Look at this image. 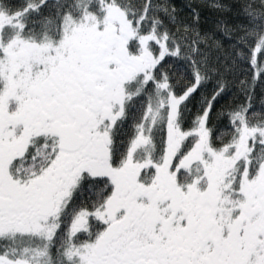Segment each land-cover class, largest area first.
<instances>
[{
	"label": "snow or ice",
	"instance_id": "snow-or-ice-1",
	"mask_svg": "<svg viewBox=\"0 0 264 264\" xmlns=\"http://www.w3.org/2000/svg\"><path fill=\"white\" fill-rule=\"evenodd\" d=\"M240 6L248 25L221 65L154 0H0V264H264V113L248 81V103L210 127L236 61L264 78V0Z\"/></svg>",
	"mask_w": 264,
	"mask_h": 264
},
{
	"label": "trees",
	"instance_id": "trees-1",
	"mask_svg": "<svg viewBox=\"0 0 264 264\" xmlns=\"http://www.w3.org/2000/svg\"><path fill=\"white\" fill-rule=\"evenodd\" d=\"M8 2L19 6L23 3V0H8ZM154 3L166 4L168 8L175 9L177 21L175 24L170 23L166 16H162L173 32L180 28L182 34L183 25H192L196 31L202 35L207 34L212 39L210 46L202 45V51L205 56L212 58V64H216L217 61L221 65L225 62L232 63V61L228 60L229 53L232 52L240 35L243 34L242 28L248 25V20L240 6V0H223L226 5L223 13L208 6V0H154ZM193 10L199 13L198 23L194 21ZM219 21H226L232 27L231 38L218 28ZM170 65L172 67H169ZM185 67L186 65L182 61L174 58H168L165 64V68L175 73L177 80H182L185 77ZM214 78L217 80L216 77ZM227 80V90L215 102L216 105L212 111V117L216 118L212 123L210 122V127L216 129L217 133L224 131L228 125L226 113L230 106L248 103V96L245 95L240 85L242 80L249 82L252 111L264 113V78L257 79L253 86L251 82L252 73L245 61L239 60L235 62V67L227 75ZM222 112L224 113L223 115H221Z\"/></svg>",
	"mask_w": 264,
	"mask_h": 264
},
{
	"label": "rangeland",
	"instance_id": "rangeland-1",
	"mask_svg": "<svg viewBox=\"0 0 264 264\" xmlns=\"http://www.w3.org/2000/svg\"><path fill=\"white\" fill-rule=\"evenodd\" d=\"M206 57H208V59H209V61L211 63L212 62V60H211L212 58H210L209 56H206ZM212 57H213V55H212ZM214 77L215 76H213V78L210 81H208L203 88L200 89V91L195 95V97L190 102L189 108H190L191 112L193 111L192 115H195L198 107L200 106V101H201L202 97H208V98L211 97V95L213 93V90H214V88L216 86V79ZM219 98L217 99V101L219 100ZM215 105H216V103L214 104V106ZM215 118L216 117H214V116L211 117V121L210 122L212 123V121L215 120ZM218 120H220V119H218Z\"/></svg>",
	"mask_w": 264,
	"mask_h": 264
},
{
	"label": "flooded vegetation",
	"instance_id": "flooded-vegetation-1",
	"mask_svg": "<svg viewBox=\"0 0 264 264\" xmlns=\"http://www.w3.org/2000/svg\"><path fill=\"white\" fill-rule=\"evenodd\" d=\"M194 110V109H193ZM193 114V111L191 112ZM212 117V116H211ZM191 119V117L189 118V120Z\"/></svg>",
	"mask_w": 264,
	"mask_h": 264
}]
</instances>
